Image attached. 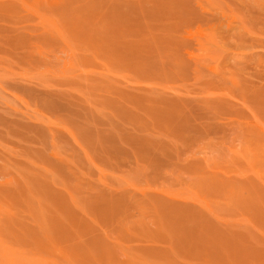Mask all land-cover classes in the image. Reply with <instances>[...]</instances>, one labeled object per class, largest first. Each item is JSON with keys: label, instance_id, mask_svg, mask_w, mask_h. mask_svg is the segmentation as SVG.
<instances>
[{"label": "rangeland", "instance_id": "374dc122", "mask_svg": "<svg viewBox=\"0 0 264 264\" xmlns=\"http://www.w3.org/2000/svg\"><path fill=\"white\" fill-rule=\"evenodd\" d=\"M0 264H264V0H0Z\"/></svg>", "mask_w": 264, "mask_h": 264}]
</instances>
